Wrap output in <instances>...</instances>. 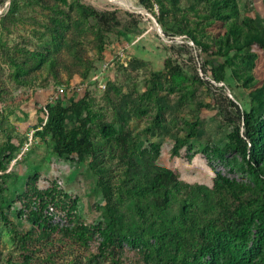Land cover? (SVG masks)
<instances>
[{"label":"rangeland","instance_id":"374dc122","mask_svg":"<svg viewBox=\"0 0 264 264\" xmlns=\"http://www.w3.org/2000/svg\"><path fill=\"white\" fill-rule=\"evenodd\" d=\"M150 2L0 0V264H221L211 244L264 264V179L230 103L264 130V0ZM99 67L104 88L77 89ZM55 102L91 155L53 151Z\"/></svg>","mask_w":264,"mask_h":264},{"label":"trees","instance_id":"16d2710c","mask_svg":"<svg viewBox=\"0 0 264 264\" xmlns=\"http://www.w3.org/2000/svg\"><path fill=\"white\" fill-rule=\"evenodd\" d=\"M140 3L147 7H151L150 0H139ZM192 37V36H191ZM201 51L205 53L202 62V71L207 73L213 82L220 83L225 80L226 65L220 60L218 52L214 51L208 46L201 47ZM168 64V62H167ZM173 71L180 72L179 68L173 67ZM87 79V78H86ZM85 79V80H86ZM210 83L209 81H207ZM236 110L240 113V119L243 126V137L245 142L242 148V155L245 157L249 167L252 168V172L257 174L258 177L264 179V167L256 168L253 154L257 143L264 141V130H262V120H259L255 116L254 111L250 110L244 112L239 110L235 102L230 101ZM69 108L61 105L58 102L48 104L45 106V121L43 123V129L50 134V141L52 142V149L59 156L79 157L82 155H91L93 152V144L87 135V131L84 126L76 125L72 127L66 126V115ZM240 119H238L240 121ZM245 151H247L245 153ZM248 155V157H246ZM259 213L264 215V201L258 206ZM246 215L242 214L241 218L237 221V230L245 224ZM261 233L260 236H263ZM208 252L214 251L220 255L222 260L221 264H235L233 261L226 259V253L223 248H219L216 244L209 245ZM114 253H117L114 248ZM197 257L192 260V264L196 263ZM207 264H213L209 261Z\"/></svg>","mask_w":264,"mask_h":264},{"label":"built area","instance_id":"2783aa9c","mask_svg":"<svg viewBox=\"0 0 264 264\" xmlns=\"http://www.w3.org/2000/svg\"><path fill=\"white\" fill-rule=\"evenodd\" d=\"M102 66V67H101ZM101 68H104L106 64L101 65ZM100 67L98 70L95 71L94 77H88L86 80H84L82 83L78 84L76 87L77 89H90L93 85H97L99 88H104L105 83L102 80V77L99 76L101 73Z\"/></svg>","mask_w":264,"mask_h":264}]
</instances>
